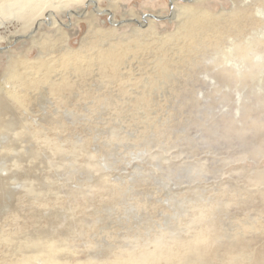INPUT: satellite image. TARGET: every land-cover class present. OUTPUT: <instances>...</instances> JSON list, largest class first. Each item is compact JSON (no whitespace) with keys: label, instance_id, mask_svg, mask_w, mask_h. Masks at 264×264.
Here are the masks:
<instances>
[{"label":"rangeland","instance_id":"1","mask_svg":"<svg viewBox=\"0 0 264 264\" xmlns=\"http://www.w3.org/2000/svg\"><path fill=\"white\" fill-rule=\"evenodd\" d=\"M171 2L117 0L110 7L108 0H97L101 12L94 4L87 9L96 25L115 28L117 35L146 28L144 21L163 35L176 32ZM176 3L212 13L233 6V0ZM10 5L14 9L20 2ZM77 5H67L54 23L44 16L33 30L12 11L0 18V84L12 58L32 60L39 53L32 37L54 38L62 28L79 48L89 19L67 14L84 4ZM155 37L146 36L152 38L148 48L123 63L121 72L128 73L123 87L95 67L84 91L69 90L64 105L41 89L27 110L0 106L5 119L17 121L16 131L1 133L0 141L13 137L25 125L19 120L27 119L46 125L49 141L63 149L52 152L44 138L37 145L23 142L40 156L35 163L24 160L18 170L10 164L12 154L0 147V173L14 178L0 188V264L31 255L43 259L48 241L60 245L54 257L63 264H131L148 252L156 253L149 264H264V73L228 78L221 70L232 64L221 53L228 50L227 39L219 49L199 38L185 46L183 39L166 42L171 60L160 74ZM60 120L63 127L52 131ZM200 237L205 240L196 242Z\"/></svg>","mask_w":264,"mask_h":264},{"label":"bare ground","instance_id":"2","mask_svg":"<svg viewBox=\"0 0 264 264\" xmlns=\"http://www.w3.org/2000/svg\"><path fill=\"white\" fill-rule=\"evenodd\" d=\"M116 1L117 0H108L109 6L114 7V3ZM17 2H20L19 6L15 7L14 9H11V7H9L11 6L10 4H14ZM71 3L76 4V6H78L77 4L84 5L81 8L78 7V10L67 12L68 15L77 14L79 16H82L86 14V19H89V29L86 31V35L83 36L79 48H74L71 45L70 36L64 30H62V28H58L56 30V35L54 38H51L47 33L42 34L41 37L38 38V40H35L36 38L32 37L34 40V44H37V46H39L40 51L32 60L26 58L25 56L19 55L15 56L9 61V71L7 72L6 78L0 84V106L14 105L16 108L27 110L28 105H30L34 100H37L36 94L38 92L36 91L41 89H44L45 93L49 94L51 97L56 99L59 104L64 105L67 101L70 102V99L68 100L69 97L67 95V92L69 90H72L73 88H75V86H80L81 90L84 91V88L82 87H85V79L87 75L94 71L93 69H95V67L99 71L98 73H100L101 77L107 79V81L110 83H115L118 86L123 87L124 81L126 79L125 76L128 73L125 72L127 73L125 75L124 72H121L122 65L130 55L134 56L135 53L144 51L145 48L150 44V42H152V38L149 39L146 38V36H156L153 39L158 41L159 45L156 47V49L160 56L156 62L157 65L155 66L157 69H159L158 72L160 74H164L168 70L169 62L171 60V58H169L167 54L168 49L166 48V42L175 39H181L182 41L183 39L182 44H184L183 46H185L186 44H188V42H191L195 39L198 40L199 38L203 40L202 43L211 44L215 47L217 46V48L219 49L222 46L221 44L224 42V39H227V41L229 42L228 50L225 52V49H223V52H220L223 55H226L227 59L225 60H228L226 62H232L231 66H223V69H221L223 73H228V78L231 76L242 78L245 75L251 76L255 74V72H260V74L264 73V0H254L253 2H246L244 0H233L232 9L229 12H225V10L223 9L219 11V13H212L207 8L181 6L176 3V0L175 2L172 0L170 17L176 18V32H168V34L163 35H160L155 30V26H153V24L144 20L142 24L147 25L146 28H141L139 26L134 27L132 28L131 32L127 35L125 33L117 35L115 28H112L111 30H105L100 28L98 24L96 25L94 21L91 20L93 12H90L87 9L90 4H94L96 8H94L93 10L101 12V9L97 4V0H0V18L5 16L9 11H12L15 17L21 22V24L26 27H31L33 30L43 22L42 19H44V16L47 20L46 22L52 23L53 21L54 23V18L56 17V14H63L65 12L64 10L66 9V6L70 5ZM107 12L112 15V12L110 10L106 11V13ZM146 17L147 16L144 15V19H146ZM111 22L115 24L119 21L111 17ZM228 26L230 27V29H227ZM248 28H251L250 32H244V30ZM231 32H233L234 35H232ZM243 32L246 34L243 36L242 39H240ZM224 33H227V35ZM143 36H145V38ZM108 37H110L109 41L101 44V41H103V39L105 40V38ZM148 39L149 41L147 42ZM177 42L178 41H176L175 44ZM216 52L219 53L218 50ZM260 60H262L261 63L259 62ZM74 74L78 77V80H75L73 78ZM84 94H86V92ZM49 95H47V97ZM84 96V98L87 97V95ZM0 115V134H4L5 132V135H8L9 133H12V131H16L15 124L17 125V121H10V119H5L4 114L2 112L0 113ZM61 120L60 122H58L60 123V126L55 125L51 127L52 131L58 130L59 128L63 127L65 122L63 123V121ZM20 122L25 125H22V127H20V130H17L16 133L14 132L15 134L13 135V137L0 141V145H3L0 147L4 149L5 154H12V160H10V164L12 167L17 168L18 170L20 168H23V161L26 159H29L31 163L37 162L39 160L40 151L36 150L31 145H34V143L36 144V141L38 140L41 141V138H44V143L46 144L45 146H48L52 152L59 154L63 152L62 144H53V142L49 141L50 137L48 136V132L46 131L47 129L44 127L46 125L43 126L42 123L38 122H29L27 119H21L19 120V123ZM23 142H28L31 145H24L22 144ZM75 148L78 150L81 148V146ZM76 149H74V151H77ZM13 179L14 178H12L11 176L5 175L4 171L1 172L0 188L3 189L7 187L6 185L10 184L11 180ZM76 191V189L71 190V192ZM194 218L196 219V217ZM199 218H203V216L201 215L200 217L199 215ZM195 221L197 222V220ZM187 238L183 241L187 240ZM200 238L201 239L199 240H197V238L196 242L205 240L204 237ZM181 241L182 240L180 239L179 242ZM50 242L51 241L47 242L49 254L44 257L41 256L43 259H41L40 256L31 255L19 261L12 260V262H10L9 264H28V261H34L39 259L42 260L41 264H63L62 262L58 261L57 258L54 257V252L58 250L60 245H54ZM63 242L65 244L64 240ZM207 244L209 243L207 242ZM133 251L136 252L135 249ZM148 251L149 250H147V252ZM150 251L152 250L150 249ZM170 251L171 250H168L167 254L162 255V257L168 256L171 253ZM130 252H132V250L127 251L126 254ZM148 253V255L143 253L144 255H146L144 258L139 261H132L131 264L152 263V257H154L156 253ZM126 254V258L129 257ZM1 255L2 254H0V256ZM121 260H123V258ZM257 261H259V259ZM112 262L115 263L116 261ZM246 262L247 261H245V263ZM247 263L250 264L249 262Z\"/></svg>","mask_w":264,"mask_h":264}]
</instances>
